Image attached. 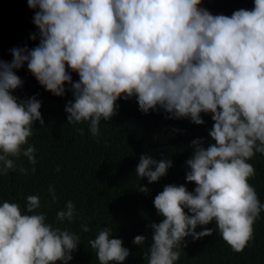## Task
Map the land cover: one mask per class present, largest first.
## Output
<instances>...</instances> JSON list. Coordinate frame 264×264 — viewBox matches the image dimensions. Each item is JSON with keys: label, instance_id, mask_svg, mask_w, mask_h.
I'll use <instances>...</instances> for the list:
<instances>
[{"label": "clouds", "instance_id": "clouds-1", "mask_svg": "<svg viewBox=\"0 0 264 264\" xmlns=\"http://www.w3.org/2000/svg\"><path fill=\"white\" fill-rule=\"evenodd\" d=\"M200 4L201 0H28L30 8H39L34 16L39 46L12 49V62L0 61V170L5 173L16 170L15 160L21 155L36 163L35 147L22 146L33 134L34 121L44 125L39 100L18 102L10 94L23 83L13 69L25 62L54 95H64L65 83L71 85L75 99L65 108L68 123L87 121L92 136H99L102 119L116 114L120 98L135 96L144 113L159 105L173 118L190 117L197 125L205 123L202 112L212 113L209 135L215 143L205 149L200 140L192 141L196 149L186 162V180L195 182L194 192L167 185L154 199L165 219L151 225L148 264H175L185 237L212 235L214 229L195 230L213 220L223 240L242 252L264 209L248 183L255 169L247 162L255 153H264V0H254L253 10H237L230 17L214 16ZM66 65L79 74L78 82H73ZM171 166V160L141 155L136 174L152 183ZM19 171L27 174L25 168ZM39 208V196H28L26 212ZM73 216L71 201L57 213L60 221ZM45 219L43 213L22 214L18 203L3 202L0 264H67L79 236L53 228ZM110 235L106 227L89 241L100 264L123 262L130 254L121 239ZM144 241L138 235L133 243Z\"/></svg>", "mask_w": 264, "mask_h": 264}, {"label": "trees", "instance_id": "trees-1", "mask_svg": "<svg viewBox=\"0 0 264 264\" xmlns=\"http://www.w3.org/2000/svg\"><path fill=\"white\" fill-rule=\"evenodd\" d=\"M254 6V0H201L198 7L214 16L230 17L237 10H253ZM32 97L41 102L44 125L38 120L33 122V134L22 148L35 147L36 163H29L21 155L15 160V171L0 170V206L5 201L18 203L22 214L43 213L46 224L79 236L67 264H100L89 241L106 227L111 229L109 238L121 239L122 247L130 253L123 262L109 264H148L154 231L151 225L165 219L155 208L154 199L167 185H183L194 192L195 182L186 180L190 171L186 162L196 149L192 141L200 140L205 149L215 143L209 135L214 124L212 113L202 112L205 123L197 125L190 117L173 118L159 105L144 113L135 96L128 100L120 98L116 101V114L101 120L97 137L90 134L87 121L68 123L65 108L75 99L71 88L62 96L26 92L15 98L22 102ZM141 155L156 161L171 160L172 166L158 181L149 183L146 177L136 174ZM247 162L255 169L248 183L264 205V153H255ZM21 167L27 169V174L19 171ZM141 187L148 191H140ZM30 195L40 198V208L35 213L25 209ZM68 201L74 205V216L71 221H60L57 213L66 210ZM84 226L88 227L87 232ZM205 228L214 229L212 235L185 237L175 264H264V209L254 222L252 240L242 252L233 251L223 240L215 220L198 225L195 231L199 233ZM138 235L145 237L142 245L133 243Z\"/></svg>", "mask_w": 264, "mask_h": 264}, {"label": "water", "instance_id": "water-1", "mask_svg": "<svg viewBox=\"0 0 264 264\" xmlns=\"http://www.w3.org/2000/svg\"><path fill=\"white\" fill-rule=\"evenodd\" d=\"M39 8L32 9L28 6V0H0V61L11 63L13 60L12 49L29 50L39 46V29L34 23L35 13ZM36 38L33 39L32 37ZM73 82H78L80 77L66 65ZM14 73L22 80V85L10 94L17 97L26 92H33L40 96L53 94L42 86L35 76L28 70L27 62L19 69H13ZM65 90L71 85L65 83Z\"/></svg>", "mask_w": 264, "mask_h": 264}]
</instances>
